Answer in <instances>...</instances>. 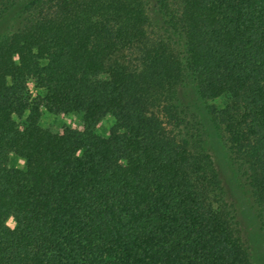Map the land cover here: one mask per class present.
<instances>
[{
	"label": "trees",
	"instance_id": "16d2710c",
	"mask_svg": "<svg viewBox=\"0 0 264 264\" xmlns=\"http://www.w3.org/2000/svg\"><path fill=\"white\" fill-rule=\"evenodd\" d=\"M221 163L264 237V0H0V264H255Z\"/></svg>",
	"mask_w": 264,
	"mask_h": 264
},
{
	"label": "rangeland",
	"instance_id": "374dc122",
	"mask_svg": "<svg viewBox=\"0 0 264 264\" xmlns=\"http://www.w3.org/2000/svg\"><path fill=\"white\" fill-rule=\"evenodd\" d=\"M29 90L32 98H43L44 92L39 90L33 82L29 83ZM221 103L219 102V105ZM19 128L22 129L26 126L24 121H18ZM40 125L55 133H60L65 128H74L81 130L83 128V117L81 115H53L48 113L43 107L41 108ZM112 125L111 120L101 122L96 129V133L100 137H107L109 128ZM2 162L10 168H22L23 161L20 160L11 151L4 152L1 156ZM122 164H126L122 162ZM221 167L224 171V180L227 189L232 194L233 200H237L239 204V210L241 212L242 227L245 232V236L251 247V253L254 257L255 264H264V237L257 229L255 222L252 219L251 211L249 210V204L247 198H244L238 188V180L234 174V171L228 166H224L221 163ZM251 215V216H250ZM22 217V213L16 210L13 215L8 219L7 225L11 229H15L18 225L19 219Z\"/></svg>",
	"mask_w": 264,
	"mask_h": 264
}]
</instances>
